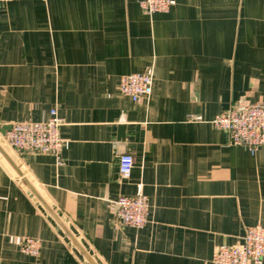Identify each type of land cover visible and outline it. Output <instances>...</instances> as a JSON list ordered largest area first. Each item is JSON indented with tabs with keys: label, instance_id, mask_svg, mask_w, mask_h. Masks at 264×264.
<instances>
[{
	"label": "crops",
	"instance_id": "obj_1",
	"mask_svg": "<svg viewBox=\"0 0 264 264\" xmlns=\"http://www.w3.org/2000/svg\"><path fill=\"white\" fill-rule=\"evenodd\" d=\"M141 1L0 0V264H211L264 227V146L229 145L210 123L264 105V0H172L153 15ZM132 73L153 78L136 103L119 92ZM53 108L59 164L6 145L11 125ZM137 192L142 229L112 206ZM27 238L36 256L20 252Z\"/></svg>",
	"mask_w": 264,
	"mask_h": 264
},
{
	"label": "built area",
	"instance_id": "obj_2",
	"mask_svg": "<svg viewBox=\"0 0 264 264\" xmlns=\"http://www.w3.org/2000/svg\"><path fill=\"white\" fill-rule=\"evenodd\" d=\"M173 5L172 0H142L141 9L148 15L164 13ZM153 78L149 74L132 73L122 76L119 92L132 102L147 99L152 93ZM210 123L227 135L229 145L242 146L251 154L264 146V105L248 104L239 108H230L216 116ZM62 119L55 108L49 111L44 122L15 123L5 133L4 140L8 147L23 153H41L55 157L59 164L62 139L59 129ZM133 158L121 154L116 160V173L120 179L130 176ZM115 217L126 226L142 229L147 223L148 202L146 197L137 192L133 196H121L113 202ZM40 242L24 239L20 252L27 256L39 253ZM264 227L254 225L245 231L243 242L237 246L216 248L211 256V264H263Z\"/></svg>",
	"mask_w": 264,
	"mask_h": 264
},
{
	"label": "water",
	"instance_id": "obj_3",
	"mask_svg": "<svg viewBox=\"0 0 264 264\" xmlns=\"http://www.w3.org/2000/svg\"><path fill=\"white\" fill-rule=\"evenodd\" d=\"M119 136H120V137L123 136V129H122V128L120 129Z\"/></svg>",
	"mask_w": 264,
	"mask_h": 264
}]
</instances>
